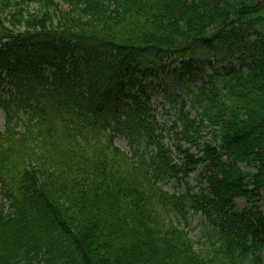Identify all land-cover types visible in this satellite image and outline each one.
I'll return each instance as SVG.
<instances>
[{
    "label": "trees",
    "instance_id": "1",
    "mask_svg": "<svg viewBox=\"0 0 264 264\" xmlns=\"http://www.w3.org/2000/svg\"><path fill=\"white\" fill-rule=\"evenodd\" d=\"M166 62L187 72L174 145L132 94ZM5 78L0 264H264V215L235 211L264 190V0H0ZM201 165L200 191L165 189ZM190 213L223 220L205 255L172 220Z\"/></svg>",
    "mask_w": 264,
    "mask_h": 264
},
{
    "label": "rangeland",
    "instance_id": "2",
    "mask_svg": "<svg viewBox=\"0 0 264 264\" xmlns=\"http://www.w3.org/2000/svg\"><path fill=\"white\" fill-rule=\"evenodd\" d=\"M254 42V38L248 40L249 44ZM230 67L228 63L220 65L218 68L221 71L222 67L228 66V68L232 69L233 71H238L244 68H249L251 66L250 59L248 57V52L246 49L239 50L234 58L231 59ZM164 70H161L157 77L148 78L145 82H143L144 90H140L135 88L132 90V94H135L141 100H148L150 102V106L156 112L159 121L163 124L164 128V136L165 142L169 143L170 145L178 144L179 140L174 130V111L171 108L170 104L166 100V96L168 94H181L183 92V79H187V73L184 71L182 65L179 63L170 64V62H166L164 65ZM215 68L217 66L215 65ZM182 70L184 72H182ZM214 71L209 65H204V67L200 68L197 67L192 70L190 73V77L194 80L201 81L205 79L208 75L212 74ZM1 91H4L5 95H8L10 91H13L12 85L9 84L8 79L5 78L4 82L1 84ZM186 98V96H185ZM188 99V96L187 98ZM134 99L131 98L130 101ZM191 107L188 106L187 109L190 111ZM0 128L5 130V115L3 110L0 108ZM204 132L202 136H205ZM117 145H119L122 149L126 151H130L127 140L123 138L116 139ZM201 143V142H199ZM186 148H189V145H185ZM191 152L195 155H200L198 147H192ZM174 159L177 162L181 163L180 157L175 153ZM245 171H250L252 173H256L257 171L253 167H245ZM203 172L204 166L201 165L197 168V170L190 175L186 182L182 185H168L165 187L166 190L170 192H181L186 191L187 189H192L194 193L200 191L206 184L203 181ZM258 210L259 212L264 215V190L262 191L261 197L257 201H252L245 198H240L236 202L235 211L238 214H241L245 211L255 212ZM247 220L241 222L237 225V227H244L246 224H250L253 222L251 216L246 217ZM172 220L175 224L179 225L180 227H185L186 230L189 232V236L193 242L194 249L197 253L201 255H205L207 251L212 250V243L218 245L219 242L217 241L216 237L219 235V226L218 224H222V219L214 216L212 221L205 218L202 214H195L190 213L188 218L182 219L181 217L173 216ZM217 224V225H216ZM214 234V237L212 236ZM264 234V233H261ZM263 235H260V239H262ZM264 251V246H263ZM264 256V252H263Z\"/></svg>",
    "mask_w": 264,
    "mask_h": 264
},
{
    "label": "bare ground",
    "instance_id": "3",
    "mask_svg": "<svg viewBox=\"0 0 264 264\" xmlns=\"http://www.w3.org/2000/svg\"><path fill=\"white\" fill-rule=\"evenodd\" d=\"M236 202H237V200H236Z\"/></svg>",
    "mask_w": 264,
    "mask_h": 264
}]
</instances>
